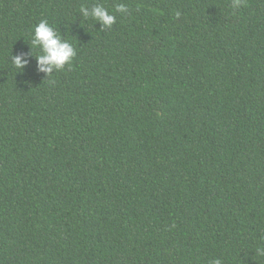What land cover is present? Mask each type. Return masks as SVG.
Returning a JSON list of instances; mask_svg holds the SVG:
<instances>
[{
	"label": "trees",
	"instance_id": "1",
	"mask_svg": "<svg viewBox=\"0 0 264 264\" xmlns=\"http://www.w3.org/2000/svg\"><path fill=\"white\" fill-rule=\"evenodd\" d=\"M235 2L0 0V264H264V0ZM41 20L76 49L48 79L11 60Z\"/></svg>",
	"mask_w": 264,
	"mask_h": 264
},
{
	"label": "clouds",
	"instance_id": "2",
	"mask_svg": "<svg viewBox=\"0 0 264 264\" xmlns=\"http://www.w3.org/2000/svg\"><path fill=\"white\" fill-rule=\"evenodd\" d=\"M238 6L239 0H236L234 7ZM79 11L85 20L91 19L94 24L99 23L100 30L110 29L116 22V15L110 13L101 3L93 4L91 7L81 6ZM114 11L126 15L128 14V7L124 3H117ZM29 45V53H19L11 56L13 66L19 71H23L30 63V59L34 57L37 72L44 74L47 79L53 72L63 70L66 65L70 66L76 56V49L73 45L63 39L47 20H41L34 27ZM34 48L39 50L38 55H33ZM257 251L258 254L264 255V249H258ZM212 264H221V261L215 259Z\"/></svg>",
	"mask_w": 264,
	"mask_h": 264
}]
</instances>
